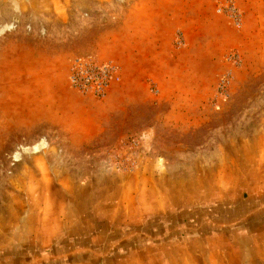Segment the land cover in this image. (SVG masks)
Wrapping results in <instances>:
<instances>
[{
	"label": "rangeland",
	"instance_id": "rangeland-1",
	"mask_svg": "<svg viewBox=\"0 0 264 264\" xmlns=\"http://www.w3.org/2000/svg\"><path fill=\"white\" fill-rule=\"evenodd\" d=\"M226 1L0 0V264H264V0Z\"/></svg>",
	"mask_w": 264,
	"mask_h": 264
},
{
	"label": "built area",
	"instance_id": "built-area-1",
	"mask_svg": "<svg viewBox=\"0 0 264 264\" xmlns=\"http://www.w3.org/2000/svg\"><path fill=\"white\" fill-rule=\"evenodd\" d=\"M218 1V0H216ZM225 7L229 11V16L233 17L235 24H239L240 19L236 13V7L234 0H227ZM224 9L219 6L216 8V11L222 12ZM110 77V67L106 64L102 65H89L84 66L78 64L74 67L71 74V82L73 86L80 88L82 90H89L93 88L94 91L98 94H103Z\"/></svg>",
	"mask_w": 264,
	"mask_h": 264
},
{
	"label": "crops",
	"instance_id": "crops-1",
	"mask_svg": "<svg viewBox=\"0 0 264 264\" xmlns=\"http://www.w3.org/2000/svg\"><path fill=\"white\" fill-rule=\"evenodd\" d=\"M139 31L137 32V35H138V38L140 36V39L138 40V43H139V48L140 50L144 53V57H147V58H153V59H160L161 58V36L162 34L164 35H168L170 33H164L162 31V27H161V24H160V21H154V24L151 23V26L147 25V23L145 22L142 23V27L141 28H138ZM163 32V33H162ZM150 33H152L154 35V38H153V42H150V39L148 38L146 40V35H149ZM149 40V41H148ZM147 41V42H146ZM155 42H157L155 44ZM153 51V52H151ZM151 52V53H149ZM149 54V55H148ZM168 54L170 55V53L168 52ZM157 59V60H158Z\"/></svg>",
	"mask_w": 264,
	"mask_h": 264
}]
</instances>
